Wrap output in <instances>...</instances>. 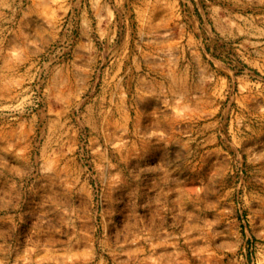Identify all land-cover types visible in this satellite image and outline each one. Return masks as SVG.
Instances as JSON below:
<instances>
[{
    "label": "rangeland",
    "instance_id": "374dc122",
    "mask_svg": "<svg viewBox=\"0 0 264 264\" xmlns=\"http://www.w3.org/2000/svg\"><path fill=\"white\" fill-rule=\"evenodd\" d=\"M0 264H264V0H0Z\"/></svg>",
    "mask_w": 264,
    "mask_h": 264
}]
</instances>
